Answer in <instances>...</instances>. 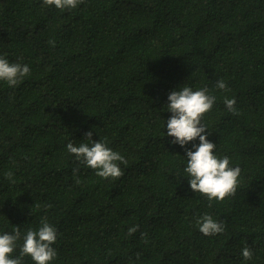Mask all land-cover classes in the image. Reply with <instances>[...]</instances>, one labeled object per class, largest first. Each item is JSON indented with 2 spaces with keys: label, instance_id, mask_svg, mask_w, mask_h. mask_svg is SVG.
Returning <instances> with one entry per match:
<instances>
[{
  "label": "trees",
  "instance_id": "obj_1",
  "mask_svg": "<svg viewBox=\"0 0 264 264\" xmlns=\"http://www.w3.org/2000/svg\"><path fill=\"white\" fill-rule=\"evenodd\" d=\"M0 56L30 68L15 88L0 81V234L23 237L47 218L51 264H264V0H83L65 11L0 0ZM185 86L216 97L205 135L241 169L236 195L211 207L184 172L199 139L181 147L166 135L169 94ZM88 132L127 161L120 178L67 151ZM205 214L224 232L204 236Z\"/></svg>",
  "mask_w": 264,
  "mask_h": 264
},
{
  "label": "clouds",
  "instance_id": "obj_2",
  "mask_svg": "<svg viewBox=\"0 0 264 264\" xmlns=\"http://www.w3.org/2000/svg\"><path fill=\"white\" fill-rule=\"evenodd\" d=\"M83 0H43L46 7L55 6L61 11L76 9ZM50 43H52L50 41ZM30 75V68L21 63H10L4 56H0V81L7 83L9 87L19 86ZM216 88L228 91L225 81L216 83ZM168 112L172 113L167 120V137L174 138L173 145L185 147L199 139V145L195 150H187V166L184 169L188 177L191 190L196 194L206 197L209 207L212 202H223L229 197H234L239 185L241 169L230 167L228 157L219 158L215 154L216 145L209 141L205 133H209L207 127L202 124L204 116L209 113L216 102L214 95L208 94V89L192 90L183 87L179 91L169 94ZM224 104L233 114H238L234 105V98H225ZM210 134V133H209ZM87 140L74 146L67 144V151L73 154L80 164L95 170L96 176L104 179H118L122 175L119 163H127L122 155L111 150L106 142L92 140V132L86 133ZM5 176L13 180V173L7 172ZM14 182V180H13ZM79 182V181H77ZM197 227L204 236H214L224 232L225 227L210 215H203L197 221ZM138 226L129 230V234L135 233ZM23 240L19 246V256L13 258L18 247V241ZM57 240V230L50 225L47 218L41 221L38 230H28L23 235L17 227L14 233L0 234V264H23L24 257H30L35 264H51L57 253L53 247ZM245 260L252 258V251L245 246L242 249ZM139 257V254H138Z\"/></svg>",
  "mask_w": 264,
  "mask_h": 264
}]
</instances>
